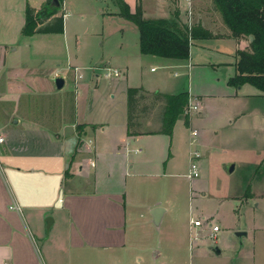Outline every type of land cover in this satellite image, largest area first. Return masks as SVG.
Instances as JSON below:
<instances>
[{
	"label": "crops",
	"instance_id": "1",
	"mask_svg": "<svg viewBox=\"0 0 264 264\" xmlns=\"http://www.w3.org/2000/svg\"><path fill=\"white\" fill-rule=\"evenodd\" d=\"M48 1L32 6L30 0H10L1 11L6 17V24H0V52L5 51L1 66L6 65L9 49H36L37 43L28 38L66 35L69 15L65 11L60 13L65 15L63 34L27 37L21 33L27 4L39 10ZM210 1L208 11L214 17L198 18L195 26L209 30L212 37L192 39L190 57L185 61L144 55L140 30L129 21L132 42L120 46L123 53L114 70L112 61L104 65L105 77L119 79L100 84L102 76L95 73V66H84L89 70L80 74L81 67L73 70L69 64L65 68L56 63L51 74L65 79L64 88L49 90L56 105L37 104L30 117L7 114L0 118V132L7 139L0 144V264H130L144 246L155 261L163 252L157 242H150L156 230L151 210L165 208L161 229L172 209L170 201L165 205L155 193L156 178L183 176L196 186V178L189 177L196 153L198 163L206 149L247 150L253 144L254 131L247 121L251 112L262 114L256 131L261 134L257 139L264 143V92L249 83L238 87L229 83L237 72L239 51L251 50L250 37H235ZM130 4L131 12L140 6L146 19L167 18L178 26L188 25L194 18V11L192 16L187 12V0H136L134 6ZM116 69L120 74L115 76ZM69 75L76 91L65 90ZM132 87L145 89L135 133L128 119L127 90ZM186 91L190 103L198 107L189 114L190 124L181 118L172 134L163 133L166 100L157 94ZM118 102L125 104L121 119L113 118ZM47 123L57 124L39 130L19 128ZM228 163L223 164L226 171ZM233 163L236 167L237 162ZM50 217L53 221L48 229ZM192 219L197 217H190V246L202 239H195L196 233L200 236L207 228L211 232V221L195 227ZM141 224L146 226L144 230L138 228ZM219 250V254L213 253L220 255ZM250 251L233 257L230 264H264V255Z\"/></svg>",
	"mask_w": 264,
	"mask_h": 264
},
{
	"label": "rangeland",
	"instance_id": "2",
	"mask_svg": "<svg viewBox=\"0 0 264 264\" xmlns=\"http://www.w3.org/2000/svg\"><path fill=\"white\" fill-rule=\"evenodd\" d=\"M9 1L0 0L1 25L6 24V17L1 11H5ZM43 1L30 0L32 6L42 5ZM125 1L130 8V2L132 6L136 4V0ZM210 4V0L194 1L192 27L198 18L214 17L208 11ZM61 11L69 15L65 21L67 33L64 37L28 38L31 43H37L36 49L34 46L18 51L9 49L5 66H1L2 54H5V51L0 52V118L9 115L30 117L31 110L37 104L42 103L46 107L56 105L55 97L49 91L52 87H57L56 77L54 73L51 74L52 69L57 68L56 63L65 68L69 64L73 70L74 66L81 67L80 74L89 70L84 66H95V73L102 76L100 84L120 78L104 76L108 72L104 70V65L112 61L111 69L114 70V65L123 53L120 46L126 41L131 43L134 37L129 28L131 23L120 14V1L65 0V5L63 3L57 14L61 15ZM14 16V21L18 23L19 16ZM20 39H23L22 36ZM66 71L68 74L71 72L70 69ZM70 77L71 75L66 78L65 90L76 91L77 86ZM124 110L125 104L118 102L113 111V118L121 119ZM262 118V114L258 112H251L247 116V121L254 131V142L249 144L247 150L221 151L215 147L204 150L202 157L197 159L201 175L196 178V186L191 185L189 179L183 176L156 178L158 188L155 193L165 205L170 201L169 206L172 208L161 229L154 224V237H150L151 243H158V249L162 250L163 256L152 261L150 250L144 246L133 256L130 264H230L233 257L240 253L246 254L249 250H255L260 256L264 255V143L257 139L261 138V134L256 131ZM56 124L19 125V128L39 130L48 126L54 128ZM225 162H237V169L228 173L223 167ZM191 216L201 219L204 227L209 225L210 221L218 224L221 231L217 233V239L208 236V228L204 231L195 228V232H201L202 239L194 240L190 246ZM145 227L142 224L138 226L140 230ZM241 231H246V234L237 236L236 233ZM216 248L221 249L220 255L213 253ZM198 249H201L200 254ZM140 257H143V261H139Z\"/></svg>",
	"mask_w": 264,
	"mask_h": 264
},
{
	"label": "trees",
	"instance_id": "3",
	"mask_svg": "<svg viewBox=\"0 0 264 264\" xmlns=\"http://www.w3.org/2000/svg\"><path fill=\"white\" fill-rule=\"evenodd\" d=\"M119 1L122 15L140 30V47L144 55L185 61L190 57L192 39L212 37L209 30L199 25L189 29L187 24L178 26L167 18L146 19L140 6L131 12L124 0ZM60 2L61 7L54 8L49 0L39 10L27 4L26 21L21 31L23 36L63 34L65 15L58 16L57 12L62 8L64 0ZM213 2L235 37L253 36L251 50L239 51L237 72L230 79V85L238 87L249 83L264 92V0H213ZM143 92H145L143 87H132L127 90L128 119L132 133H135V127L138 125L137 113L141 98L144 97ZM157 97L166 100L161 129L163 133L172 134L177 121L181 118L185 119L186 125L190 124L187 112L190 98L187 91L178 94H157Z\"/></svg>",
	"mask_w": 264,
	"mask_h": 264
},
{
	"label": "built area",
	"instance_id": "4",
	"mask_svg": "<svg viewBox=\"0 0 264 264\" xmlns=\"http://www.w3.org/2000/svg\"><path fill=\"white\" fill-rule=\"evenodd\" d=\"M187 4H188L187 12H189V15L192 16V13H193V11H191L192 0H187ZM191 27H192V23H191V21H189L188 22V28L191 29ZM114 74L116 76V75H119L120 72L116 69L114 71ZM197 108L198 107L196 105H193L190 103V106H189V109L187 112L189 113V111L193 110V109L197 110ZM193 134L197 135V132L193 131ZM5 141H6V138L0 133V144L5 143ZM199 156L200 155L196 153L195 161L192 162V164H191L192 170H191V173L189 174V177L191 179L197 178L201 175L200 168L198 167V163L196 162V158H198ZM192 220H193V224L195 225V227H201L203 225V221L199 218L192 219ZM210 229H211V232L209 233V237L217 239V233H219L221 230L220 226L218 224H214L211 222L210 223ZM194 237H195V239H200L199 232L196 233V235Z\"/></svg>",
	"mask_w": 264,
	"mask_h": 264
},
{
	"label": "water",
	"instance_id": "5",
	"mask_svg": "<svg viewBox=\"0 0 264 264\" xmlns=\"http://www.w3.org/2000/svg\"><path fill=\"white\" fill-rule=\"evenodd\" d=\"M50 5L54 8H60L61 2H60V0H51ZM250 40H253V36H250ZM64 83H65V79H63L62 77H56L55 78V84L57 85L58 89L64 88V85H65ZM226 167H227L228 173H233L236 169L235 163H228L226 165ZM164 212H165V208L162 206H156V207H154V209L151 210L152 221L158 229L160 228V226L162 224V218H163ZM52 221H53V219L51 217L47 219V223L49 224L48 229H50V227L52 225V223H51ZM236 234H237V236L241 237V235L246 234V231L237 232ZM215 252L217 254H219L220 250L218 248H216Z\"/></svg>",
	"mask_w": 264,
	"mask_h": 264
}]
</instances>
